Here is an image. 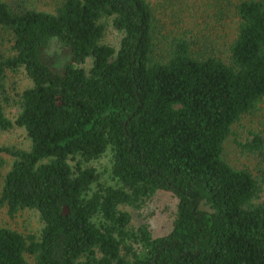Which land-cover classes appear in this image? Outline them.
<instances>
[{
  "label": "trees",
  "instance_id": "trees-1",
  "mask_svg": "<svg viewBox=\"0 0 264 264\" xmlns=\"http://www.w3.org/2000/svg\"><path fill=\"white\" fill-rule=\"evenodd\" d=\"M38 1L0 0V134L28 141L0 144V207L42 223L0 225V264H264V167L224 157L264 107V0ZM159 192L175 214L154 235L129 209Z\"/></svg>",
  "mask_w": 264,
  "mask_h": 264
},
{
  "label": "rangeland",
  "instance_id": "rangeland-1",
  "mask_svg": "<svg viewBox=\"0 0 264 264\" xmlns=\"http://www.w3.org/2000/svg\"><path fill=\"white\" fill-rule=\"evenodd\" d=\"M44 2L50 3L51 0H39V6L43 7ZM112 41L117 39V34L110 31L107 35ZM1 51V50H0ZM48 59L55 68H58L65 60V54L59 47L58 43L53 41L51 47L48 50ZM19 81L23 79L17 75ZM15 77H9L7 80L6 88H11L12 80ZM25 82V79H24ZM264 104V103H263ZM15 107L8 109L9 114H14ZM260 117L247 116L243 119L240 126L235 127L236 136L229 137L224 143V157L234 167L248 168L255 170V168L264 167V163L260 159L242 152L237 146L234 139L237 141H244L249 136V131H260L264 135V107L258 111ZM251 136H249L250 138ZM0 144L4 145H17L19 147H27L28 141L25 138L24 133L17 129L14 131L4 132L0 134ZM7 161L5 170L9 167L11 162L9 156L3 153ZM95 165L99 170L103 171L109 165V155H104ZM264 199V197H263ZM175 198L171 194L166 192H159L153 196V198L146 204L141 210L129 209L132 214V224L137 226L139 224H147L154 235H162L171 230L172 220L175 214ZM0 225L15 229L21 233H35L37 234L42 227V223L39 219L38 213L34 210H23L18 212L13 218H10L4 207H0ZM31 261V260H30Z\"/></svg>",
  "mask_w": 264,
  "mask_h": 264
}]
</instances>
